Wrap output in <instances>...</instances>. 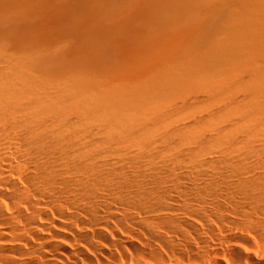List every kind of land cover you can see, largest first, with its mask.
Masks as SVG:
<instances>
[{
  "label": "bare ground",
  "instance_id": "obj_1",
  "mask_svg": "<svg viewBox=\"0 0 264 264\" xmlns=\"http://www.w3.org/2000/svg\"><path fill=\"white\" fill-rule=\"evenodd\" d=\"M0 264H264V0H0Z\"/></svg>",
  "mask_w": 264,
  "mask_h": 264
},
{
  "label": "rangeland",
  "instance_id": "obj_2",
  "mask_svg": "<svg viewBox=\"0 0 264 264\" xmlns=\"http://www.w3.org/2000/svg\"><path fill=\"white\" fill-rule=\"evenodd\" d=\"M146 14H147V13H144L143 16H146ZM147 15H148V14H147ZM143 16H142V17H143ZM142 17H141V18H142ZM143 18H144L146 21H143V20L139 19L140 22L142 21L144 24L147 23L148 20H149V19H147V18H149V16H146V17H143ZM179 20H180V19H179ZM159 21H160V19H159ZM142 22H141V23H142ZM181 22H182V23H181ZM187 22H188V23H187ZM183 23H184V25L187 23L186 26L190 24V25H189V26H191V29H190V30L193 29V31H195V30L197 31V30H199V29H200V30L202 29L203 31L206 30V23H202V22H199V21H191V22H190V21H188V20H187V21H184V22H183V21H178V25H179V26H180V24L182 25ZM162 25H163V28H162ZM158 28H162V29L165 28V29H166V25H165L163 22L160 21V22L158 23ZM189 28H190V27H189ZM196 28H197V29H196ZM165 29H164V30H165ZM181 29H183V28L181 27ZM159 30H160V32L158 31V33H156V36H157V37H158L159 35L161 36L160 33L164 31V30L162 31L161 29H159ZM68 32H69V33H68ZM157 34H158V35H157ZM66 36H68V37H66V38H69V37L76 38V37H75V33H74V31H72L71 29H70V30H69V29L67 30ZM135 36H136V35H135ZM135 36H133V37H135ZM139 36H141V37H139ZM139 36H136L135 38H137V37H138V38H150V37H147L146 35H144V36H143V35H139ZM142 36H143V37H142ZM153 36H155V35H153ZM160 36H159L158 38H161ZM92 37H93V36H92ZM133 37H132V38H133ZM85 38H86V37H85ZM93 38H96V37H93ZM153 38H154V37H153ZM155 38H156V37H155ZM88 39H90V37H89Z\"/></svg>",
  "mask_w": 264,
  "mask_h": 264
}]
</instances>
